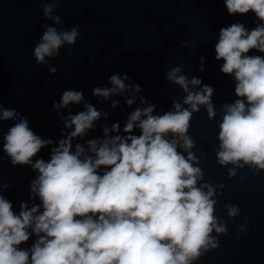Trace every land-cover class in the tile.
I'll return each mask as SVG.
<instances>
[{"label":"clouds","instance_id":"9594fccd","mask_svg":"<svg viewBox=\"0 0 264 264\" xmlns=\"http://www.w3.org/2000/svg\"><path fill=\"white\" fill-rule=\"evenodd\" d=\"M39 2L43 19L52 24L44 25L34 46L37 66L49 65V58L59 57L60 50L74 46L80 36L78 25L67 30L55 26L62 23L56 6L63 0ZM224 5L229 15L252 12L261 22L250 31L240 22L222 27L215 44V59L223 60L220 71L236 81L238 99L221 105L215 153L219 165H233L228 170L232 178L246 165L254 174L264 170V56L248 54L253 49L264 53V0H224ZM182 67L168 70L166 79L186 93L183 104L188 107L174 101L173 110L157 115L155 105L141 97L146 107L128 115L125 136H110L119 133V122L103 124L102 138L86 140L87 148L76 143L75 151L73 141L86 137L109 113L86 99L83 90L64 89L52 104L64 130L48 161L33 157L53 140L38 135L27 116L4 107L0 95V121H17L3 133V152L12 166L27 165L38 173L29 195L40 201L30 208L21 202L17 214L2 194L11 185L0 184V264H194L220 247L212 233L227 235L228 230L215 215L217 186L198 184L204 172L191 151L196 141L189 135L201 105L210 120L216 117L211 99L215 90L201 87L198 77L189 79ZM48 71L55 75L58 69L49 66ZM108 81L111 86L91 89L98 102L115 109L120 100L113 97L126 96L128 107L136 103L142 87L127 73L112 74ZM71 105H83V110L72 112ZM61 109L68 114L61 115ZM135 129L139 135L132 134ZM225 208L229 218L240 213L238 206ZM33 234L37 239L31 247H21Z\"/></svg>","mask_w":264,"mask_h":264},{"label":"water","instance_id":"95a60500","mask_svg":"<svg viewBox=\"0 0 264 264\" xmlns=\"http://www.w3.org/2000/svg\"><path fill=\"white\" fill-rule=\"evenodd\" d=\"M56 14L62 19L61 24L55 25L58 29L67 30L78 25L80 36L74 46L62 48L59 57L49 58V65L37 66L34 46L44 25H51L52 21L43 19L39 0H0V95L3 105L27 116L29 126L38 135L54 142L41 149L33 161L50 160L51 148L62 138L64 126L52 104L59 101L64 89L83 90L86 99L109 113L108 118H101L86 137L73 141L75 151L76 143L85 144L87 148L86 140L102 138L103 124L111 127L119 122V133H110V136H125L123 128L128 115L136 107H146L140 104L141 97L155 105L154 114L157 115L173 110L174 101L188 107L183 104L186 93L166 79L168 70L183 66L182 74L189 79L198 77L202 80L201 87L206 84L215 90L211 99L216 117L210 120L201 105L200 111L193 114L189 135L196 141L197 146L191 151L204 172V179L198 184L207 182L217 186L215 215L222 218L228 230L227 235L213 231L220 247L210 250L194 264H264V170L254 174L255 170L246 165L237 168L236 176L229 178L228 170L233 165H219L215 154L220 143L221 105L238 99L234 77L223 74L220 71L223 60L215 59L219 30L240 22L250 31L261 23L255 14L229 15L224 0H63L56 6ZM248 54L264 56L255 49ZM49 66L58 69L55 75L49 74ZM115 73H127L142 87L131 107L125 104L126 96L113 97L120 100V107L112 109L109 102L100 103L91 95L93 86H111L108 77ZM189 87L199 91V88ZM131 95L128 93L127 97ZM70 109L78 112L83 110V105H71ZM60 112L63 116L68 114L66 109ZM15 122L0 121V184L11 185L2 194L12 202L18 214L21 202H28L30 208L40 201L29 195L30 183L38 173L27 165L12 166L3 152V133ZM132 134L139 135V129ZM178 151L184 150L178 148ZM227 204L238 206L240 213L229 218ZM36 239L33 234L21 247L30 248Z\"/></svg>","mask_w":264,"mask_h":264}]
</instances>
